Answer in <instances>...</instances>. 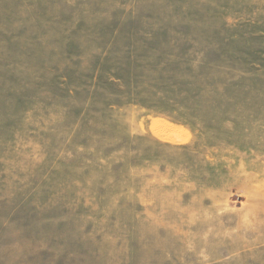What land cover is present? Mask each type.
I'll return each instance as SVG.
<instances>
[{"label": "rangeland", "instance_id": "374dc122", "mask_svg": "<svg viewBox=\"0 0 264 264\" xmlns=\"http://www.w3.org/2000/svg\"><path fill=\"white\" fill-rule=\"evenodd\" d=\"M0 264H264V0H0Z\"/></svg>", "mask_w": 264, "mask_h": 264}]
</instances>
